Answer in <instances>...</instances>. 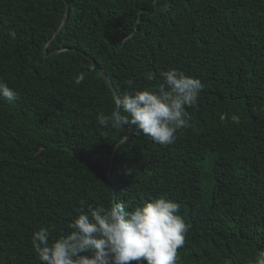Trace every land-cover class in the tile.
Returning <instances> with one entry per match:
<instances>
[{"label": "trees", "instance_id": "obj_1", "mask_svg": "<svg viewBox=\"0 0 264 264\" xmlns=\"http://www.w3.org/2000/svg\"><path fill=\"white\" fill-rule=\"evenodd\" d=\"M100 68L119 96L172 68L198 78L191 126L165 146L98 125L116 98ZM0 79L18 93L0 99V264H41L34 231L68 234L82 199L177 202L176 264L264 251V0H0Z\"/></svg>", "mask_w": 264, "mask_h": 264}, {"label": "clouds", "instance_id": "obj_2", "mask_svg": "<svg viewBox=\"0 0 264 264\" xmlns=\"http://www.w3.org/2000/svg\"><path fill=\"white\" fill-rule=\"evenodd\" d=\"M11 35L14 38L15 33ZM85 75L79 74L75 83H83ZM160 77L155 88L117 96L110 115L97 114L98 125L105 129L135 125L153 143H174L177 132L191 126L187 109L197 105L203 84L175 68L161 71ZM146 79L156 76L148 73ZM17 98L18 93L0 79V99L12 103ZM131 207L126 202L93 206L82 199L68 234L50 241L49 228L34 231L31 242L38 260L41 264H176L188 231L178 214L180 205L160 196ZM255 264H264V251Z\"/></svg>", "mask_w": 264, "mask_h": 264}, {"label": "water", "instance_id": "obj_3", "mask_svg": "<svg viewBox=\"0 0 264 264\" xmlns=\"http://www.w3.org/2000/svg\"><path fill=\"white\" fill-rule=\"evenodd\" d=\"M68 10H69V6L66 5L65 17H64V19H63L62 25L59 27V29L57 30V32L54 34V36H53V38L51 39V41L55 38V36L58 34V32L61 30V28H62L63 25L65 24L66 19H67V16H68ZM99 72H100V74L102 75V77L106 80V82L109 84V86L111 87V89H112V91H113L115 97L119 96L117 90L115 89V87H114V85H113V83L111 82V80L109 79V77L107 76V74L105 73V70H104L103 68H100V69H99ZM128 136H129V133L126 135V138H128ZM126 138H125V139H126ZM125 139H124V140H125ZM112 158H113V155H112L111 158H110V163H109V166H108V170H110V167H111V160H112ZM109 172H110V171H108V173H109Z\"/></svg>", "mask_w": 264, "mask_h": 264}]
</instances>
